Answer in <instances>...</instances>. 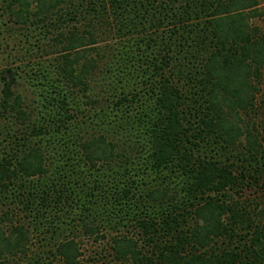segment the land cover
<instances>
[{"label":"trees","instance_id":"16d2710c","mask_svg":"<svg viewBox=\"0 0 264 264\" xmlns=\"http://www.w3.org/2000/svg\"><path fill=\"white\" fill-rule=\"evenodd\" d=\"M258 21L264 0H0V264H81L80 229L115 232V264H264L241 202L264 177Z\"/></svg>","mask_w":264,"mask_h":264},{"label":"rangeland","instance_id":"374dc122","mask_svg":"<svg viewBox=\"0 0 264 264\" xmlns=\"http://www.w3.org/2000/svg\"><path fill=\"white\" fill-rule=\"evenodd\" d=\"M263 7V5H262ZM7 19V18H5ZM258 25H260L262 27V29H264V21L263 22H259L258 21ZM5 48V46L3 45L2 48L0 49V54L3 51V49ZM10 49V45L8 47V42H7V48L4 50V55H0V67H7L8 65L7 63L11 62L12 58L14 57H10L12 55V53L9 52ZM9 52V54H7ZM19 57V56H17ZM5 58H7V60L5 61ZM9 58L11 60H9ZM23 60V59H22ZM45 60V65H53V62H50L52 60V57H47V58H43L42 61ZM27 60H25L26 62ZM38 59L35 61L37 62ZM23 62V61H22ZM21 61H19L16 65H20ZM21 84V88L18 91L19 95L22 96L23 100L25 103H29L31 104V108L33 110H38V105H35L36 102L39 101V97H38V90L34 87H31L28 83H25L23 80L20 81ZM252 120L255 123H258L257 119H254L253 117H251ZM263 163L264 165V153H263V158L260 161ZM262 184L261 185V189H254V188H248L247 191H245V193L243 194V198L241 200V202H244L246 206L250 205L251 208H253L256 204H260V207L264 206V177L262 179ZM67 204V203H66ZM13 208V207H12ZM21 208V206H20ZM19 208V209H20ZM66 208V207H65ZM14 209V208H13ZM15 214H21L18 212L17 209H14ZM27 214V212H23L21 214V216H24V214ZM50 213L53 215L54 211L51 210ZM57 215V214H56ZM59 218L61 219V216H63V213L58 214ZM71 216V215H70ZM68 215L63 217V220H67L64 218H67ZM51 219L53 221L57 220V218H53V216H51ZM25 224L27 225V220H25ZM57 222V221H56ZM35 232H32V246H30V250L34 255H40L43 254V257H46V254L48 256V260L47 262H50L52 260L51 256L49 255V251H54V247H52L53 245H51L53 242L52 241H48L47 239H45V237H47L46 235H43V228H34L33 229ZM74 234L77 236V242L79 245V249L81 251V258H80V262L81 264H98V263H103L105 262L106 264H115V261L112 259V257H110L111 251H110V237H112L115 232L112 233H108V235L105 236V238L103 239H98L97 241L94 240L92 237L86 236L82 233L81 229L80 231H73ZM110 234V235H109ZM33 256V255H31ZM113 260V261H112ZM45 264V263H44ZM52 264H57V261H54V263Z\"/></svg>","mask_w":264,"mask_h":264}]
</instances>
